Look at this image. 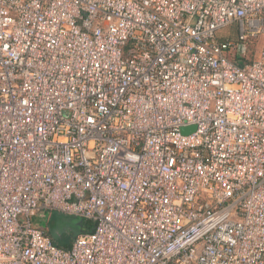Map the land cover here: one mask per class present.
<instances>
[{
    "label": "built area",
    "instance_id": "obj_1",
    "mask_svg": "<svg viewBox=\"0 0 264 264\" xmlns=\"http://www.w3.org/2000/svg\"><path fill=\"white\" fill-rule=\"evenodd\" d=\"M0 264H264V0H0Z\"/></svg>",
    "mask_w": 264,
    "mask_h": 264
},
{
    "label": "trees",
    "instance_id": "obj_2",
    "mask_svg": "<svg viewBox=\"0 0 264 264\" xmlns=\"http://www.w3.org/2000/svg\"><path fill=\"white\" fill-rule=\"evenodd\" d=\"M51 212V211H49ZM55 212V211H54ZM57 213H60L56 211ZM65 216L64 224L58 227L53 225L50 228H43L48 235L52 238L55 245L59 247H69L74 238L83 231H90L93 229L92 221L83 219L73 215L60 213ZM72 217H75L74 220Z\"/></svg>",
    "mask_w": 264,
    "mask_h": 264
},
{
    "label": "rangeland",
    "instance_id": "obj_3",
    "mask_svg": "<svg viewBox=\"0 0 264 264\" xmlns=\"http://www.w3.org/2000/svg\"><path fill=\"white\" fill-rule=\"evenodd\" d=\"M235 27L234 26H229L227 28H224L220 31V34L224 37H227V38H235ZM258 47H259V42L256 41L254 42L251 47H250V51L249 53L254 54L256 52V50H258ZM74 220H76L75 217H72ZM33 221L40 227L42 228H50L52 227L53 225L55 226H61L64 224V222L66 221L65 220V216L60 214V213H57L56 211H45L43 212V216L42 217H34L33 218Z\"/></svg>",
    "mask_w": 264,
    "mask_h": 264
},
{
    "label": "bare ground",
    "instance_id": "obj_4",
    "mask_svg": "<svg viewBox=\"0 0 264 264\" xmlns=\"http://www.w3.org/2000/svg\"><path fill=\"white\" fill-rule=\"evenodd\" d=\"M46 211H55V210H46ZM61 213V212H60ZM74 216V215H73ZM77 217V216H76ZM84 219V218H83Z\"/></svg>",
    "mask_w": 264,
    "mask_h": 264
},
{
    "label": "water",
    "instance_id": "obj_5",
    "mask_svg": "<svg viewBox=\"0 0 264 264\" xmlns=\"http://www.w3.org/2000/svg\"><path fill=\"white\" fill-rule=\"evenodd\" d=\"M192 128V127H191ZM188 128H184L183 130L186 131Z\"/></svg>",
    "mask_w": 264,
    "mask_h": 264
}]
</instances>
